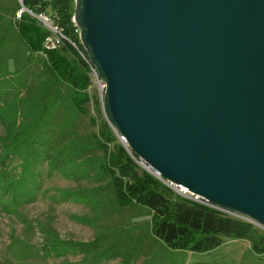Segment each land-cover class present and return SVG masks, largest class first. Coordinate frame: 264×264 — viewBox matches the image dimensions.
I'll list each match as a JSON object with an SVG mask.
<instances>
[{
  "label": "water",
  "instance_id": "obj_1",
  "mask_svg": "<svg viewBox=\"0 0 264 264\" xmlns=\"http://www.w3.org/2000/svg\"><path fill=\"white\" fill-rule=\"evenodd\" d=\"M73 21L130 150L264 227V0H74Z\"/></svg>",
  "mask_w": 264,
  "mask_h": 264
},
{
  "label": "rangeland",
  "instance_id": "obj_2",
  "mask_svg": "<svg viewBox=\"0 0 264 264\" xmlns=\"http://www.w3.org/2000/svg\"><path fill=\"white\" fill-rule=\"evenodd\" d=\"M21 7L0 0V264H264L250 238H225L202 252L172 248L154 235L150 208L119 204L108 160L126 148L92 66L78 46L88 81L77 109L49 69L47 51H63L65 41L53 48L44 37L28 49L15 27ZM253 226L254 237L264 233Z\"/></svg>",
  "mask_w": 264,
  "mask_h": 264
},
{
  "label": "trees",
  "instance_id": "obj_3",
  "mask_svg": "<svg viewBox=\"0 0 264 264\" xmlns=\"http://www.w3.org/2000/svg\"><path fill=\"white\" fill-rule=\"evenodd\" d=\"M21 2L28 8L27 11L34 14L41 12L49 14L53 22L62 28L65 36L74 41L86 54L75 32L74 0H21ZM24 10L20 22L16 21L17 25L20 24L19 28L17 25L15 27L23 44L30 50L37 49L41 46L47 30L38 24L36 17H29ZM62 47L63 51L56 49L47 51L49 69L56 79L62 80L70 87V101L74 107L81 109L87 98L86 64L78 50L68 41H65ZM65 51L73 52L74 57L69 58L63 53ZM104 135L109 139L106 134ZM108 165L116 170L113 181L119 204L133 202L150 208L154 220L152 230L164 244L172 248H189L191 251L202 252L219 246L225 238H250L252 249L257 253H264V233L254 237L255 229L252 223L176 194L150 172L140 171L124 149L113 152L109 156Z\"/></svg>",
  "mask_w": 264,
  "mask_h": 264
},
{
  "label": "built area",
  "instance_id": "obj_4",
  "mask_svg": "<svg viewBox=\"0 0 264 264\" xmlns=\"http://www.w3.org/2000/svg\"><path fill=\"white\" fill-rule=\"evenodd\" d=\"M25 9V8H24ZM35 15V14H34ZM37 19L43 24L44 27H46L48 30V34H46L45 36V42L46 44H48L49 47H53L55 48L57 45H60L61 41H68L70 44H72V46H74L76 49L79 50L77 44L72 41L71 39H68L62 28H60L59 26H57L55 23L52 22L51 18L46 14V13H38L36 14ZM75 32L78 34L79 36V29L76 26L75 28ZM80 55L86 60V62H88V64L90 66H92V70L91 73L96 75V82L98 85V88L101 92H105V88H106V83L105 80L99 75L96 67L94 66V64L91 62V60L89 59V57L81 50H79ZM117 136L119 137V139L122 141V143L125 145L126 151L129 152V154L131 155V158L135 161V163L143 170L150 172L152 175H154L156 178H158L159 180H161L162 182H164L168 187H170L176 194L186 197L189 200L198 202L200 204L206 205L208 207L214 208L218 211H221L222 213H233L231 211H228L224 208L212 205L211 203H209L208 201H206L204 198H202L201 196L192 193L188 187L180 185V184H175L172 183L171 181L164 179L161 177L160 173L155 170L153 167H151L144 159L138 157L137 155L134 154L133 151L130 150V148L128 147L126 138L119 134L116 133ZM242 217V216H241ZM244 218V217H243ZM247 220V219H245Z\"/></svg>",
  "mask_w": 264,
  "mask_h": 264
},
{
  "label": "bare ground",
  "instance_id": "obj_5",
  "mask_svg": "<svg viewBox=\"0 0 264 264\" xmlns=\"http://www.w3.org/2000/svg\"><path fill=\"white\" fill-rule=\"evenodd\" d=\"M78 37H79V36H78ZM80 43H81V42H80ZM82 47H83V46H82ZM83 49H84V48H83ZM86 55H87V54H86ZM101 77H102V76H101ZM102 78H103V77H102ZM103 79H104V78H103ZM112 125H113V124H112ZM113 128H114V126H113ZM115 132L118 133L116 129H115Z\"/></svg>",
  "mask_w": 264,
  "mask_h": 264
}]
</instances>
